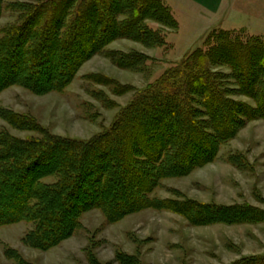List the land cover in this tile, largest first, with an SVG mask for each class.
Returning <instances> with one entry per match:
<instances>
[{
    "label": "trees",
    "instance_id": "trees-1",
    "mask_svg": "<svg viewBox=\"0 0 264 264\" xmlns=\"http://www.w3.org/2000/svg\"><path fill=\"white\" fill-rule=\"evenodd\" d=\"M73 2L72 10L68 7ZM147 19L175 25L161 0H48L34 8L28 23L15 26L0 41L2 78L21 60L35 80L54 56L61 68L69 60L71 73L82 57L117 38L161 44L160 30L147 25ZM28 24L35 25L36 35L23 51ZM232 35L215 33L205 50L193 51L154 84L136 91L110 127L91 140L49 136L47 141H22L0 134V225L18 220L26 210L43 220L38 236L51 246L64 230L72 232L81 211L95 206L109 219L143 208H165L194 226L264 222V213L247 204L177 203L151 196L159 181L211 161L246 120L264 117V44L253 36ZM108 57L122 68L147 58L116 51ZM216 65L231 69L237 85L233 92L251 98L254 109L230 98L224 75L212 71ZM101 82L113 83L107 78ZM119 88L120 93L126 91L125 86ZM41 176L54 177L55 182L36 188L34 179ZM231 264H264V255Z\"/></svg>",
    "mask_w": 264,
    "mask_h": 264
},
{
    "label": "rangeland",
    "instance_id": "rangeland-1",
    "mask_svg": "<svg viewBox=\"0 0 264 264\" xmlns=\"http://www.w3.org/2000/svg\"><path fill=\"white\" fill-rule=\"evenodd\" d=\"M47 1L0 0V41L15 26L28 23L34 8ZM161 1L174 27L145 21L160 30L161 44L148 46L128 37L117 38L82 57L71 73L69 60L65 61L67 67L61 68L53 55L47 67L41 66L46 72L38 73L35 80L29 76L28 63L21 60L8 68V79H3L5 68L0 61V134L22 141H47L52 136L86 142L110 127L136 91L154 84L164 71L185 62L193 51L205 50L215 33L236 34L241 39L253 36L264 44V33L239 22L221 19L200 29L201 25L182 14L185 19L180 27L172 8ZM75 5L70 3L68 8L73 10ZM27 28L31 30L23 51L36 35L35 25ZM114 51L147 58L122 68L108 57ZM212 71L224 75L230 98L256 107L251 98L233 92L237 85L228 66L216 65ZM102 78L113 83L105 84ZM123 86L126 91L120 93ZM19 118L24 122L20 124ZM44 182L51 184L55 178L34 179L36 188ZM151 196L177 203L247 204L264 213V117L246 120L211 161L159 181ZM42 222L25 210L18 220L1 224L0 264H231L264 255V222L194 226L165 208H143L109 219L104 209L95 206L81 211L72 232L64 230L60 241L51 246L39 239Z\"/></svg>",
    "mask_w": 264,
    "mask_h": 264
},
{
    "label": "crops",
    "instance_id": "crops-1",
    "mask_svg": "<svg viewBox=\"0 0 264 264\" xmlns=\"http://www.w3.org/2000/svg\"><path fill=\"white\" fill-rule=\"evenodd\" d=\"M165 1L174 11L180 27L183 18H187L188 15L192 21L201 25L200 29L206 28L222 19L225 22L231 21L246 24L251 30L264 33V0Z\"/></svg>",
    "mask_w": 264,
    "mask_h": 264
}]
</instances>
